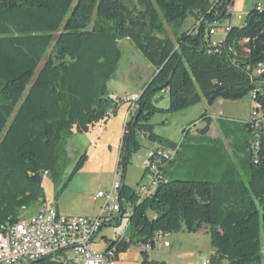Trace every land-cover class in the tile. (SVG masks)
<instances>
[{"label":"trees","instance_id":"16d2710c","mask_svg":"<svg viewBox=\"0 0 264 264\" xmlns=\"http://www.w3.org/2000/svg\"><path fill=\"white\" fill-rule=\"evenodd\" d=\"M133 1L0 0V231L45 201L44 177L58 184L71 130L88 132L115 113L117 99L109 98L107 83L122 59L120 42L127 40L154 74L123 126L115 219L127 215L128 228L126 239L107 243L112 260L133 246L141 249V264H166L150 260L157 235L205 228L213 251L207 264H264V8L255 6L239 26L230 23L208 53L214 23L230 21L222 5L136 0L135 11ZM192 19V29L178 31L174 42L165 35L164 26L180 29ZM156 92L168 94L171 114L202 99L211 106L250 96L260 117L218 121L221 139L231 140L230 154L220 139L174 145L153 132ZM199 121L204 127L196 133L204 137L211 119L204 114ZM141 140L175 150L149 198L124 183Z\"/></svg>","mask_w":264,"mask_h":264},{"label":"rangeland","instance_id":"374dc122","mask_svg":"<svg viewBox=\"0 0 264 264\" xmlns=\"http://www.w3.org/2000/svg\"><path fill=\"white\" fill-rule=\"evenodd\" d=\"M257 4H261L264 8V0H234L232 25L239 26L241 21L237 18L243 19ZM132 7L135 11L140 10L136 0L133 1ZM194 23L195 19H192L180 29L164 26L165 35L174 42L178 31H190ZM228 26L229 20L215 24V35L211 39L221 42L225 37L223 29ZM120 47L122 59L116 74L107 83L109 98L117 99L115 113L106 121L90 126L88 132H79L74 127L71 134L64 139L65 160L58 173V184L56 185L55 181L48 177H44L42 182L41 189L45 201H40L39 204H45L47 207L57 206L62 216L96 217L105 205L110 208L113 204H118L116 193L113 194V200L109 202L105 198L95 201L93 199L98 193L106 195L112 190L126 112L128 104L132 103L127 102V99L138 96L154 74V69L127 40H122ZM151 101L158 110L150 122L155 135L174 145L180 143L206 144L209 140L220 139L228 154L231 153V140L221 139L217 127L218 121L246 123L251 117L254 106L250 96L240 101L218 99L211 106H208L202 99L194 107L171 114L166 112L169 104L166 92H156ZM204 114L211 119V125L210 132L203 137L196 133V129L204 127V123L199 121ZM141 145L140 150L132 155L125 172L124 183L132 189H135L140 183L144 171L143 162L149 158L151 151H155L159 147L164 151H175L145 140H141ZM35 206L27 210V213L24 211L22 215L34 213ZM116 217V213H113L110 226L104 227L95 240L94 249L99 255L105 251L107 243L114 241V233L117 230L124 231V238H127V220L122 219L118 226ZM166 240L173 249L179 247L181 264H200L207 255L206 251H212L209 235L205 228L192 234L186 232L170 234ZM159 244L160 242H156L154 250H149L150 256L154 259L163 257L158 254ZM140 252L139 247L132 246L119 253L118 259L111 260L109 264H141ZM208 259H210L209 256ZM223 264H227V262L225 261Z\"/></svg>","mask_w":264,"mask_h":264},{"label":"built area","instance_id":"2783aa9c","mask_svg":"<svg viewBox=\"0 0 264 264\" xmlns=\"http://www.w3.org/2000/svg\"><path fill=\"white\" fill-rule=\"evenodd\" d=\"M210 3L220 6L230 16L229 24L234 20L233 6L220 2L221 0H208ZM261 5H256L259 11ZM239 21L241 17L237 18ZM214 24H217L216 22ZM199 25V22L196 26ZM224 32L227 28L223 29ZM215 30L209 31L208 53L215 51L219 42L211 39ZM263 69L256 72L260 75ZM137 96L127 99L132 102L126 112V119L131 117L136 109L135 101ZM112 114H109L111 117ZM251 117L255 120L260 115L251 111ZM250 117V118H251ZM175 151H164L160 148L151 151L147 160L143 162L144 171L140 183L136 187L137 195L140 198H149L154 186L160 177V169L172 160ZM121 186V173L116 170L112 190L109 194L98 193L96 199L105 198L107 202L113 200V194L118 193ZM25 210H23L24 212ZM27 213V211H26ZM118 215L119 209L116 204L112 207L105 205L96 217H72L62 216L57 213L54 207L41 205L38 211L31 215L20 216V222L4 227L0 231V264H35L41 260H48L51 263L59 264H109L113 252L105 251L99 255L94 249L95 240L104 227L110 226L112 214ZM125 215L122 219H126ZM122 219L118 220L120 226ZM165 238L157 235L156 241ZM124 239V231L114 233V241ZM164 247L169 244L164 242ZM207 264V263H203Z\"/></svg>","mask_w":264,"mask_h":264},{"label":"crops","instance_id":"0c3cea01","mask_svg":"<svg viewBox=\"0 0 264 264\" xmlns=\"http://www.w3.org/2000/svg\"><path fill=\"white\" fill-rule=\"evenodd\" d=\"M40 207H41V204L39 203L36 204L34 213L38 211ZM54 209L57 211L58 214H60L59 208L57 206H55ZM166 239H167V236H165L163 240L159 241L160 244H159L158 254H160L163 257H161V259H156V258L154 259L153 257L150 256V260L156 261V262H165L166 264H181L182 258H180L181 252H180L179 247H176L173 249L172 245L169 244ZM164 242L168 243L169 246L164 247L163 246ZM153 250L154 248L151 251ZM206 252H207L206 253L207 255L204 257L203 261L200 264L208 262L209 260L208 256L210 257L213 254V251L211 250H207Z\"/></svg>","mask_w":264,"mask_h":264}]
</instances>
